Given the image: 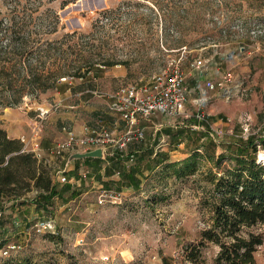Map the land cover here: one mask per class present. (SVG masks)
I'll return each mask as SVG.
<instances>
[{"label": "rangeland", "instance_id": "374dc122", "mask_svg": "<svg viewBox=\"0 0 264 264\" xmlns=\"http://www.w3.org/2000/svg\"><path fill=\"white\" fill-rule=\"evenodd\" d=\"M61 1L0 0V50L8 43L4 34L11 22L19 32L15 40L30 34L24 55L33 52L40 39L57 42L40 52L49 82L58 67L70 73L71 67L84 70L95 64L83 79L63 74L46 91L24 94L16 105L0 108V125L2 120L17 125L23 121L28 129V118L38 121V108H46L45 134L62 140L61 127H73L58 116L72 113L69 106L82 100L98 108L95 114L84 112L86 125L121 131L123 123L113 124L116 114L108 113L107 94L181 58L188 90L185 113L171 120L161 115L158 128H143L145 140L126 151L152 143L156 150L163 147L161 151L176 155L209 142L210 137L186 133L187 126L197 110L194 101L203 95L199 87L227 75L226 86L218 89L219 100L213 101L215 95L207 90L200 109L209 113L210 131H219L218 136L210 134L215 153L234 154L238 142L249 135L257 144L264 142V0H105L98 9L85 8L82 2L77 7L79 0L65 5ZM104 9L111 11L107 17L99 14ZM9 56L18 58L15 53ZM3 57L0 51V60ZM108 57L122 64H98ZM197 59L203 67L191 65ZM205 67L210 76L199 74ZM218 118L222 121L215 123ZM150 121L145 124L152 125ZM177 131L182 135L172 136ZM255 157L264 164V145H257ZM163 182L152 179L122 194L86 185L77 199L63 203L54 198L53 206L42 210L32 203L31 192H23L18 200L1 199L0 264H214L218 245L206 242L197 248L208 214L200 207L195 182ZM42 220L51 221L53 231L37 228ZM190 252L194 261L188 259ZM256 258L264 264L262 250Z\"/></svg>", "mask_w": 264, "mask_h": 264}, {"label": "trees", "instance_id": "16d2710c", "mask_svg": "<svg viewBox=\"0 0 264 264\" xmlns=\"http://www.w3.org/2000/svg\"><path fill=\"white\" fill-rule=\"evenodd\" d=\"M71 1L74 0H62L61 4ZM109 12V9H104L99 14L107 17ZM11 25L10 22L4 34L8 43L0 50L5 55L0 60V108L16 105L24 94L46 91L55 84V78L63 74L84 78L95 64L91 63L84 70L71 67L70 73L69 70L58 71V67L53 72L55 78L49 82L50 76L44 74L49 69L45 61L41 62L40 52L43 47L47 51L50 45L57 42L40 39L35 50L24 55L30 34L25 33L15 40L19 32ZM21 28L24 32L25 24ZM9 52L18 55V58H6ZM98 64L107 66L122 62L108 57ZM194 123L198 122L193 119L186 133H194L196 137L207 136L210 140L201 148H190L184 158L170 159L166 152L153 147L134 146L129 151L117 152L109 159L121 162L133 155V167L123 173L121 180L137 190L141 180L135 173L143 171L142 166L149 170L144 176V183L152 179L160 183L164 179L165 184L168 178L172 181H194L201 195L200 207L208 214L207 226L200 232L197 248L206 242L218 245L214 264H262L256 255L259 250L264 252V164L257 162L255 154L257 145H264V142L257 144L249 135L238 142L234 154L226 151L216 154L210 126L194 130L190 128ZM178 135L181 136L182 132L172 133V136ZM22 146L19 138L9 137L0 125V200L5 197L18 200L23 192L35 191L32 203L37 209H46L53 204V198L62 195L66 188L60 192L57 183L53 182L50 167L38 160L33 151L22 150ZM205 161L207 164L203 166ZM160 191L154 195L157 200ZM189 255L188 259L194 261L193 252Z\"/></svg>", "mask_w": 264, "mask_h": 264}, {"label": "built area", "instance_id": "2783aa9c", "mask_svg": "<svg viewBox=\"0 0 264 264\" xmlns=\"http://www.w3.org/2000/svg\"><path fill=\"white\" fill-rule=\"evenodd\" d=\"M181 58L174 59L163 70L156 72L148 78L135 83L120 85L114 91L107 94L108 107L115 113L123 123L121 131L108 129L103 126H85L83 131L76 133L69 127H64L65 136L62 140L56 142L50 151L56 157H67L73 152H82L94 148H101L102 156L111 158L117 152H124L130 144L142 142L145 139V132L140 125L141 120H149L154 114H161L167 118L174 119L185 113V104L187 102V86L185 84L184 73L180 66ZM193 67H203L204 62L201 59L194 60ZM202 74V71L201 73ZM229 76H223L222 80L213 82L205 80L203 87H199L201 93L194 102L197 104V110L190 115L198 123L190 125L194 130L203 129L209 125L208 114L203 112L201 104L207 98V90L224 88L225 82ZM39 119L44 118L47 109L38 108ZM212 135H219L218 130H213ZM23 143L22 150L33 151L38 160L50 167V158H47L37 147L31 148L29 138L24 136L19 138ZM133 155L127 158V162L133 161ZM59 181H65V176L61 175ZM118 195L115 196L117 198ZM37 228L53 231V224L49 220L36 223Z\"/></svg>", "mask_w": 264, "mask_h": 264}, {"label": "crops", "instance_id": "0c3cea01", "mask_svg": "<svg viewBox=\"0 0 264 264\" xmlns=\"http://www.w3.org/2000/svg\"><path fill=\"white\" fill-rule=\"evenodd\" d=\"M206 67H205V71L203 72V69H202L200 70L199 74L202 71V74H201L202 76L203 75L208 76L211 72L207 71L208 69H206ZM217 72L219 71L217 70L213 73H217ZM218 89L219 88L210 90L212 91V95H215L214 96L215 98L212 99L213 101H217L219 100L218 97H221V93H219ZM82 90H85V89H82ZM80 93H82V91L79 92V94ZM212 100H209V102H212ZM69 108H70L69 111L72 113L68 114L69 112L65 111V112H62L58 117L70 122L71 126L73 127V130L76 133L82 132L84 127L88 126L85 124L83 120L84 112H89V113L91 112L92 114L93 113L95 114L98 109L97 106L92 105V103L85 104V102H83L82 100L75 105H70ZM108 113L111 115H115L112 112H108ZM160 116L161 114L153 115L152 121H150L151 118L149 120H141L140 125L144 129L147 127H155L156 129L158 128L157 126H159V123H156V120H158L159 119L158 117ZM115 117L117 120H114L113 124L118 126V121H121V120L118 118L117 115H115ZM153 118H154V121H153ZM28 119L30 121V122L27 121V123L29 124L28 129L26 127L25 122L23 121L20 123L17 122L19 124L17 125L16 122H8L7 120L6 121L2 120L1 126L5 129L7 135L11 138H20L22 136L29 138L28 147L31 148V150L33 148L39 147L38 149L45 156H47V158H50V161H51L50 166H52L50 167V170H51L53 182L57 183V188L58 190H60V192L63 189L65 190V188H66L65 192H67L66 194L62 193V195L56 196L54 198L61 199L62 202L63 200H65L66 202L73 201L74 199H77L81 195L80 191H83L86 185H90V187L92 188L102 187V188H105L104 191L105 190L106 191L107 190L117 191L118 194H122L124 190L136 189L134 188L132 184H128L127 182L123 183V181L121 180L123 173L133 167L131 165L133 161L130 163V162H127V159L121 162L120 161L116 162L112 159L101 156V157H86V158L69 160L68 159L69 156H67V157H60L61 163L56 164L55 159H57L58 157H56L54 154H52L49 151H50V148L58 141L59 138H56V137H53V139L47 138V135L45 134V127H46L45 125L46 122H44L45 118H42V119L38 118L39 120L35 122L32 121L31 117H29ZM148 121H150L149 124H152V125H149V126L146 125L145 123ZM220 121H222V118H218L215 121V123H219ZM64 127L65 126L61 127L62 129L61 133L63 137L65 136ZM112 129L117 130L115 127H113ZM145 132H146V129H145ZM154 134L155 132L151 134L152 140L154 139L152 137ZM149 137L150 135L148 134L147 135L148 141H149ZM147 146L153 147L155 149L154 144L152 143H149L145 147ZM158 148H159L158 150H164L163 147H158ZM188 154H189V150L183 153L178 152L176 155H174L171 152V155L169 153L168 156L170 158L177 157L175 159H181V158L186 157ZM141 169H143V171L135 173V175L141 180L140 185H142L145 182L144 176H146L149 173V170L146 169L145 167L143 168L142 166ZM61 175L65 176V181L63 182L59 181V177ZM87 190H89V188ZM30 192L31 194L34 193L35 195V191H30Z\"/></svg>", "mask_w": 264, "mask_h": 264}, {"label": "water", "instance_id": "95a60500", "mask_svg": "<svg viewBox=\"0 0 264 264\" xmlns=\"http://www.w3.org/2000/svg\"><path fill=\"white\" fill-rule=\"evenodd\" d=\"M105 0H79L76 4L77 7H80V2H82L85 8L90 9H98L104 6ZM102 151L101 148L97 147L91 150L82 151V152H73L69 155L68 159H79V158H86V157H101Z\"/></svg>", "mask_w": 264, "mask_h": 264}, {"label": "bare ground", "instance_id": "6f19581e", "mask_svg": "<svg viewBox=\"0 0 264 264\" xmlns=\"http://www.w3.org/2000/svg\"><path fill=\"white\" fill-rule=\"evenodd\" d=\"M262 160L264 161V157H262Z\"/></svg>", "mask_w": 264, "mask_h": 264}]
</instances>
